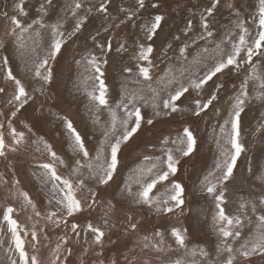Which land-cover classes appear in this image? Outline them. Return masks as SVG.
Wrapping results in <instances>:
<instances>
[{"label": "rangeland", "instance_id": "374dc122", "mask_svg": "<svg viewBox=\"0 0 264 264\" xmlns=\"http://www.w3.org/2000/svg\"><path fill=\"white\" fill-rule=\"evenodd\" d=\"M80 2L83 7L76 10L77 15L73 16L71 8L74 0H53L50 6L45 0H23L27 15H17V18L23 26L31 24L32 27L22 34L21 41L18 39L20 29L13 34L11 30L14 26L4 16V13H8L9 17L16 14L15 5L19 0H0V87L5 88V92L0 93V133L8 146L5 156L0 157V264H11L12 260L19 259L11 232L3 219L8 207L14 209L12 218L19 224L18 231L25 241L26 250L29 255H36L41 264H50L57 256L56 264H98L99 260L103 264H113V261L126 264L125 257L128 258L127 264L143 260L149 261V264H175L177 260L182 264H217L223 261L228 255L223 251L224 243H232L234 247H239V243L231 237L222 243L219 225L214 219L218 210L213 197L204 190L202 181L208 177L212 183L217 182L216 177L220 173L216 172L214 176H209V173L215 171L217 159H222L221 148L230 147L226 144L230 125L224 122L231 119L232 104L239 94L241 81L252 67L259 74H264V60L254 56L253 65L244 64L239 72L225 70L199 91L190 87V81L203 77L219 59L214 51L216 45L223 48L225 55L231 52L232 44L238 42L241 34L237 24H243L248 29V44L253 43L259 32V0H220L211 16L207 9L215 0H145L142 9L136 0ZM101 2L108 5L107 14L97 11ZM154 3L158 5L155 8L152 6ZM41 4H44V11H41ZM88 9L92 10L91 13ZM133 12L135 16L129 20L128 14ZM158 14L164 16L162 27L153 40L148 41L144 26ZM79 17L87 19L79 32L70 35ZM202 17L207 20L212 37H207L201 27ZM35 20H40L45 26L40 27L34 23ZM189 21H192L191 29L187 27ZM54 24L59 25L63 37L57 38L63 39L64 43L56 58L50 59L53 42L51 26ZM202 35L205 39L199 38ZM21 43L23 47L19 46ZM109 44L111 50L107 47ZM140 44L152 45L151 65L136 58ZM185 46V56L181 57L180 49ZM204 48H208L209 52H203ZM5 57L9 61L7 66L3 64ZM92 57L104 73L108 89L107 106L99 105L88 95L94 87L98 88V82L93 77L99 73H95L88 63ZM43 59H48L46 67L52 70V79L47 83L34 76L36 65ZM140 66L150 67V80L139 75ZM127 68L132 71L126 72ZM9 69L21 80L29 94L28 103L23 108H19L16 102L9 103L14 94L13 82L6 79ZM41 73L46 74L44 68ZM170 80L172 83H169ZM218 84L222 85L219 90L216 88ZM181 85L189 86V92L177 102L178 111L172 113L170 109L163 108V101ZM258 91V85L250 81L249 98L241 114L240 140L245 152L238 159L234 177L225 182L224 207L226 213L232 216L240 215L241 202H257L258 197L264 194V182L261 180L264 178V102L255 98ZM213 92L217 99L196 115L194 101L199 99L202 104L206 103ZM133 95L137 98L129 103ZM154 103L159 107L153 108ZM123 104L128 105L127 109ZM133 107L140 108L145 118L141 130L121 144L113 180L101 185L93 176L100 172L98 165L103 163L104 158L110 157V143L122 135V121L127 119L126 112ZM13 111H16L15 116H12ZM113 111L115 131L112 130ZM157 111L161 113L159 116L155 115ZM64 117L70 119L81 133L89 151L88 158H82L73 151ZM147 119H152L153 124H147ZM9 123L25 134L24 141L19 145L13 144ZM221 126L225 127L224 133L220 131ZM185 128L193 133L197 142L195 150L188 156L177 151L178 147H185L178 143ZM105 133H108L107 140ZM44 141L52 146L63 163L51 157L45 150ZM12 147L16 151H11ZM101 148L103 157L97 161L95 157ZM168 149L179 161L177 172L169 177V181L179 182L185 188V204L183 212L175 208L171 213H157L154 208L137 204L136 194L142 184L150 182L161 169H166L164 160ZM49 162L62 180L69 179L74 185L78 180H84L85 187L77 191V197L82 199L89 195L91 189L96 194L88 201L93 203L94 200L91 209L84 208L72 217L61 213L62 206L57 205L56 200L64 195L60 190L62 180L49 179L40 167ZM154 163L157 168L149 174L147 169ZM88 164H92L91 170ZM169 181L157 185L151 195L163 193ZM54 185L58 187L54 188ZM20 193L28 194L35 210ZM109 202L115 208H110ZM54 211L57 216L47 219ZM36 212L40 215L37 216ZM259 214L246 210V214L241 216L243 227L240 230L244 234L241 242L255 231L256 216ZM129 215L138 223V228L134 232L128 230L126 234ZM105 219L108 224H105ZM73 223L79 225L75 233L71 231ZM89 223L105 231L102 245L93 243L94 236L87 231ZM173 227L185 235V248L175 243L171 235ZM232 227L234 230L236 226ZM33 230L39 238L38 243L34 242L35 249L28 243ZM157 231L163 235V244L160 245L163 251L157 252L152 247L142 250L138 245L143 236L147 235L151 244L160 240L154 235ZM57 244L60 245L59 251H56ZM193 250L196 253L194 256L191 254ZM201 250L208 255H201ZM250 259L254 264H264L259 255Z\"/></svg>", "mask_w": 264, "mask_h": 264}, {"label": "snow or ice", "instance_id": "6c2138e0", "mask_svg": "<svg viewBox=\"0 0 264 264\" xmlns=\"http://www.w3.org/2000/svg\"><path fill=\"white\" fill-rule=\"evenodd\" d=\"M47 5H51L53 0H45ZM220 2V0H215V2L211 5L210 8L207 9L208 15L211 16L213 9ZM136 4L139 8L145 7V0H136ZM154 8L157 7L155 3L152 5ZM16 14L12 16H8V13H4V16L8 18L11 24L14 26L12 28V33L16 34V29H20V35H18V39L23 40V33H26L31 29L32 25L29 24L26 27L21 24V21L17 18V15H27L24 11L23 0H19V3H16ZM83 7L80 0H74V5L72 6V15L76 16V10L81 9ZM41 11H44V4H41ZM91 13V9L87 10ZM97 11L101 14H107L108 5L104 2H101L97 8ZM121 11H124L121 9ZM46 14V13H45ZM135 16V13H129L128 19L131 20ZM87 17H79L75 23L74 30L70 35H74L76 32L81 30L85 20ZM164 21L163 15H155L154 18L149 22V24L144 26L146 39L148 41H152L153 37L157 35V30L162 27V22ZM35 24H38L40 27H44L45 25L40 20H35ZM187 27L191 29L192 21L188 22ZM201 27L205 30L207 37H212L213 32L209 30V25L206 19L202 17ZM237 27L241 29V34L238 37V42L232 44L231 52L225 55L223 48L218 44L216 45L215 54L219 57L216 59L214 65L208 68L205 75L201 78L194 79L190 81V87L197 91L204 88L210 81H213L214 77H217L218 74H222L225 70H233L239 72L244 64L253 65V57L259 56L264 60V0H259V32L257 36L254 38L253 43L251 45L248 44V29L244 27L243 24H237ZM53 42L51 43V50L49 52V58L55 59L56 56L61 52L62 45L64 40L57 37H63V33L59 31V25L54 24L51 26ZM107 31V29H105ZM37 35L39 33L37 32ZM200 39H205L202 35L199 37ZM95 39V37H93ZM223 43V41L221 42ZM23 47V43L19 45ZM101 47H104L101 45ZM109 50H111L110 44L107 45ZM123 48V45L120 46ZM171 47V45H169ZM187 46L180 49V56L184 57L186 53ZM119 50V49H118ZM154 49L151 44L147 46L145 44L139 45V51L137 55V59L139 61H146L149 65L152 64V60L150 59ZM203 52H209L208 48H204ZM244 52L245 55H241ZM198 62V61H197ZM9 63L8 58H3V64L7 66ZM91 68L94 69L95 73H99L98 76H94L93 79L98 82V88L94 87L92 92H89L88 95L93 101H97L101 106H107L108 100L107 96V85L105 80L103 79L104 73L101 71L98 66L95 57H92L88 60ZM107 63V61H104ZM48 59H43L39 64L36 65L34 69V76L37 78H41L44 82H50L52 79V70L47 68ZM44 68L46 74L41 73V69ZM126 72H131V68L125 69ZM139 75L142 76L145 80H150V67L140 66L138 68ZM6 79L8 81L13 82L14 84V94L12 95L9 103L16 102L19 105V108H23L29 99V94L21 82L9 69L6 72ZM253 81L258 85L259 91L257 92L256 99L264 102V74H259L255 67L251 68L249 74L241 81L239 94L235 96L234 102L232 104V109L230 112V120H225V125H230V130L227 132V140L226 144L230 147H222L220 156L222 159H217L215 163V171L209 173V176H214L216 172H219L220 175L216 177V183H212L208 180V177H205V180L202 181V185L204 190H206L208 195L213 197L215 202L216 209L218 210L216 216L214 217L216 223L219 225L218 233L223 238L222 243L228 240V238H232L234 241L239 243V247H234L232 243H224L223 251H225L228 255L227 258L223 261L217 262V264H254V262L250 259L253 256L259 255L262 259H264V194L258 197L257 202H241L239 205L240 215L232 216L226 213L225 203L226 196L225 193L227 191V183L230 182L234 177V170L237 168V162L240 158L241 154L245 152L244 144L240 140L241 135V114L245 111V103L249 98V82ZM172 83V80L169 81ZM222 87V85H216L217 90ZM5 92V88L0 87V93ZM99 94L96 95L95 93ZM155 92V90H153ZM189 92V86L181 85L177 90H175L174 94H170L168 99L163 101V108L170 109L172 113L178 111L177 102L181 100V98ZM137 97L135 95L129 98V103L134 101ZM142 99V97H141ZM217 99L216 93L213 92L210 95V98L207 99L206 103H201L199 99L194 101L195 103V114L199 115L201 111L206 109L209 105L213 103L214 100ZM121 105H117L120 107ZM125 109H127L128 105H122ZM159 105L153 104V108H158ZM17 108V111L19 110ZM161 113L157 111L155 113L156 116H159ZM166 115L168 113H165ZM16 115V111L12 112V116ZM127 119L122 121L123 133L120 137L115 139L114 143H110V157L104 158L103 163L98 165L100 169L99 173H96L93 178L97 179V182L101 185H107L110 181L113 180L114 173L118 168V154L121 152V144L128 142L132 139L140 130L142 121H144V116L138 107H133L131 111L126 112ZM113 116V125L112 130L115 131V112L112 113ZM64 121L65 128L67 129V133L71 139V146L73 151L77 155H81L82 158L89 157V151L86 148L85 141L81 135V133L74 127L73 122L66 117L62 118ZM131 121V124H129ZM146 123L151 125L153 124L152 119H147ZM9 128L11 129V136L13 144L19 145L25 139L24 132H18L15 128H12L11 123H9ZM31 131V128H29ZM221 133L225 132V127L221 126ZM184 135L182 138H179L178 143L180 145H184L185 147H178L177 151H180L183 156H188L196 148V139L193 133L185 128L183 130ZM108 133H105V139L107 140ZM43 140V138H41ZM167 140L164 141L167 144ZM173 143H177V141H173ZM8 147L5 144L4 136L0 133V157L5 156V148ZM45 150L50 153L51 157L54 160H60L57 156V153L53 151L52 146L44 141ZM39 150V149H38ZM11 151H16L15 147L11 148ZM103 157V148L97 151V155L95 159L97 161H101ZM148 159V157H146ZM159 159V158H157ZM63 163L62 160H60ZM76 163L79 165L80 161L77 160ZM179 161L174 158L172 150L168 149L166 151V160H164V164L166 165V169H161L159 172L155 174V176L150 180V182L144 183L141 185V190L136 194L135 202L137 204L147 205L150 208H154L157 213H171L175 208H180L181 212H183V205L185 204V188L176 181H169L170 176H174L177 172V164ZM45 173V176L53 181H61L62 178L57 174L54 165L49 163H44L40 166ZM87 167L91 170L92 164H88ZM157 168V165L154 163L147 169V172L151 174L154 169ZM102 173V174H101ZM262 182H264V178H261ZM169 181V186L165 188V191L161 194L151 195L153 190L157 187V185H162L163 182ZM62 188L60 190L64 192L62 198L57 199V205H61L60 209L62 214H65L69 217H72L75 213L82 212L84 208L91 209L93 207V203H89L88 201L92 199L96 194L89 189V195L84 196L82 199L77 197V191L82 190L85 187L84 180L80 179L74 185L72 181L69 179L62 180ZM58 187L54 185V188ZM66 190V191H65ZM129 195H131V189H128ZM21 196L24 197V200L28 205L32 206L35 210V205L32 204L31 199H29L27 193H20ZM250 205V208H249ZM110 208H115V205H112L109 202ZM246 210L255 214L259 212L260 214L256 216L255 223V231L243 242H241V237L244 235L241 232V228L243 227V221L241 219L242 215L246 214ZM14 209L12 207H8L6 212L3 213V219L7 222L8 231L11 232L12 239L15 243V250L19 253L18 260H12L11 264H41V261L36 255H29V252L26 250L25 241L21 238L19 229V224L16 219L12 218V213ZM37 216L40 215L39 212L35 213ZM107 215V213H106ZM57 216V212H52L48 217L49 220H52ZM251 219V217H249ZM105 224H108L107 219H105ZM127 229L135 231L138 228V223L133 221L132 216H127ZM57 226H58V222ZM233 225H235V229L233 230ZM78 224H71V231L76 232ZM115 227V225H113ZM87 231H89L93 236V243L96 245L103 244V238L105 237V231L101 228L94 226L89 223L87 225ZM155 236L160 237V240L156 244H151L149 241V237L147 235L143 236L142 241L138 246L143 249H148L150 247L154 248L155 251L161 252L163 248L160 246L163 244V235L159 231L154 233ZM171 235L175 238V243L179 245L181 248L186 247L185 235L178 228L173 227L171 230ZM63 239V238H62ZM39 242V238L37 232L35 230L31 231V239L28 241L31 244L32 248H36V243ZM67 241L65 240V243ZM113 243H115L113 241ZM60 245L57 244L56 251H59ZM218 246V251H219ZM193 256L196 254L195 251L191 253ZM201 255L207 256L208 253L201 250ZM238 257L240 259H238ZM59 257L57 256L55 260L51 261L50 264H56ZM126 264L128 262V258L125 257ZM98 264H103L102 260L98 261ZM113 264H116V261H113ZM136 264H149V261H136ZM175 264H182V261L177 260ZM195 264V262H193Z\"/></svg>", "mask_w": 264, "mask_h": 264}]
</instances>
